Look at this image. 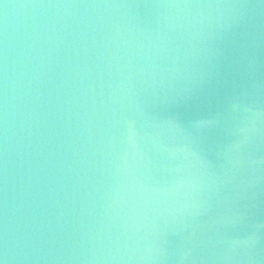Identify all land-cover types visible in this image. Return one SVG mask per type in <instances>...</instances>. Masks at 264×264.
<instances>
[{
	"label": "water",
	"instance_id": "water-1",
	"mask_svg": "<svg viewBox=\"0 0 264 264\" xmlns=\"http://www.w3.org/2000/svg\"><path fill=\"white\" fill-rule=\"evenodd\" d=\"M0 264H264V0H0Z\"/></svg>",
	"mask_w": 264,
	"mask_h": 264
}]
</instances>
